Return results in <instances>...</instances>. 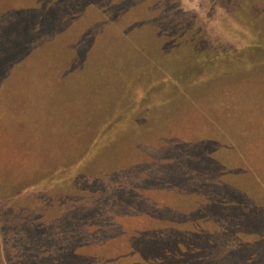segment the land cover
Segmentation results:
<instances>
[{
    "label": "rangeland",
    "instance_id": "374dc122",
    "mask_svg": "<svg viewBox=\"0 0 264 264\" xmlns=\"http://www.w3.org/2000/svg\"><path fill=\"white\" fill-rule=\"evenodd\" d=\"M207 263L264 264V0H0V264Z\"/></svg>",
    "mask_w": 264,
    "mask_h": 264
},
{
    "label": "trees",
    "instance_id": "16d2710c",
    "mask_svg": "<svg viewBox=\"0 0 264 264\" xmlns=\"http://www.w3.org/2000/svg\"><path fill=\"white\" fill-rule=\"evenodd\" d=\"M248 235H253V233H246ZM238 244H239V247L238 249H242L245 247V243H241V241H238ZM218 245V244H217ZM217 250L219 251V253L221 254H226L230 249L229 245L228 244H225V245H222V246H217ZM247 252H249V249H247ZM217 258H220V257H217ZM243 260H247L245 259V257H242ZM208 264V263H207Z\"/></svg>",
    "mask_w": 264,
    "mask_h": 264
}]
</instances>
